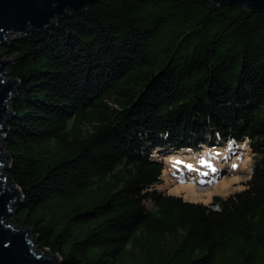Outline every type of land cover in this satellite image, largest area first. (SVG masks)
Wrapping results in <instances>:
<instances>
[{
  "label": "trees",
  "instance_id": "trees-1",
  "mask_svg": "<svg viewBox=\"0 0 264 264\" xmlns=\"http://www.w3.org/2000/svg\"><path fill=\"white\" fill-rule=\"evenodd\" d=\"M85 9L2 46L19 81L3 132L23 196L12 221L61 264H264V11ZM230 142L254 156L243 191L206 205L159 189L163 154Z\"/></svg>",
  "mask_w": 264,
  "mask_h": 264
},
{
  "label": "water",
  "instance_id": "water-1",
  "mask_svg": "<svg viewBox=\"0 0 264 264\" xmlns=\"http://www.w3.org/2000/svg\"><path fill=\"white\" fill-rule=\"evenodd\" d=\"M101 0H0V47L9 41L19 38L28 39L36 30L45 31L57 26L56 19L62 15L68 17L69 12L84 13L87 5ZM220 5L241 4L250 13L264 11V0H211ZM10 35L14 38L11 39ZM2 53L0 52V58ZM10 59L0 60V264H58L59 255H50L44 250L42 256L28 240L29 229L11 224L7 218L15 215L16 206L23 196L19 188L10 187L9 157L6 151L4 131L6 122L13 116L11 101L19 86V81L11 80ZM5 173H4V172ZM10 178V179H9ZM9 181V183L7 182Z\"/></svg>",
  "mask_w": 264,
  "mask_h": 264
},
{
  "label": "rangeland",
  "instance_id": "rangeland-1",
  "mask_svg": "<svg viewBox=\"0 0 264 264\" xmlns=\"http://www.w3.org/2000/svg\"><path fill=\"white\" fill-rule=\"evenodd\" d=\"M10 37L14 38L13 35ZM0 52L3 55L0 60H11L2 47H0ZM246 148L243 142L238 144L230 142L228 146L216 147L214 150L205 147L198 151L182 150L177 154H163L164 182L159 189L166 190L170 195L180 196L186 202L206 205L216 198L225 199L239 193L245 189L244 183L250 177L254 163L253 154L250 149ZM199 183H205L210 188L200 190L197 188ZM10 187L16 189L12 184ZM13 219L12 216L7 218L11 224L18 226L12 221ZM27 229L30 230L28 240L32 238L31 242L39 251L38 256H40L44 250L38 247L34 232L30 228ZM50 255L53 254L50 253ZM57 258L58 264H61L62 259L60 256Z\"/></svg>",
  "mask_w": 264,
  "mask_h": 264
},
{
  "label": "built area",
  "instance_id": "built-area-1",
  "mask_svg": "<svg viewBox=\"0 0 264 264\" xmlns=\"http://www.w3.org/2000/svg\"><path fill=\"white\" fill-rule=\"evenodd\" d=\"M198 189H200V190H203V189H208V187L207 186H202V185H199L198 186ZM214 209H218V207H215Z\"/></svg>",
  "mask_w": 264,
  "mask_h": 264
},
{
  "label": "bare ground",
  "instance_id": "bare-ground-1",
  "mask_svg": "<svg viewBox=\"0 0 264 264\" xmlns=\"http://www.w3.org/2000/svg\"><path fill=\"white\" fill-rule=\"evenodd\" d=\"M174 158H175V157H174ZM174 158H173V159H174ZM196 160H197V159H196ZM38 252H39V251H38ZM42 255H43V253H42L40 256H42Z\"/></svg>",
  "mask_w": 264,
  "mask_h": 264
}]
</instances>
